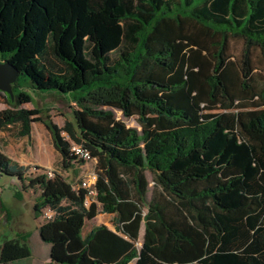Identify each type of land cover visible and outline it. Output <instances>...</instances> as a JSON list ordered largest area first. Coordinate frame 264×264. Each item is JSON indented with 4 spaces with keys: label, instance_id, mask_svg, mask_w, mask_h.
<instances>
[{
    "label": "trees",
    "instance_id": "trees-1",
    "mask_svg": "<svg viewBox=\"0 0 264 264\" xmlns=\"http://www.w3.org/2000/svg\"><path fill=\"white\" fill-rule=\"evenodd\" d=\"M231 40L244 43L241 66L228 57ZM254 49L264 57V0H0V61L20 72L0 130L30 139L43 123L62 171L88 163L74 144L96 163L87 205L81 182L29 174L0 151V176L40 193L48 264H264V83H251ZM26 87L69 95L73 121L61 127L23 109ZM102 214L114 230L85 234ZM31 256L20 240L0 246V264Z\"/></svg>",
    "mask_w": 264,
    "mask_h": 264
},
{
    "label": "rangeland",
    "instance_id": "rangeland-1",
    "mask_svg": "<svg viewBox=\"0 0 264 264\" xmlns=\"http://www.w3.org/2000/svg\"><path fill=\"white\" fill-rule=\"evenodd\" d=\"M244 43L241 40H231L229 43L228 57L239 66L242 62ZM252 59V81L257 90L262 88L264 83V57L259 49L251 52ZM32 102L22 106L23 109L42 111L45 120L48 116L53 123L64 126L66 121H73V111L77 109L74 104H70L69 95H59L54 91L40 92L24 89ZM62 96V97H60ZM257 100V99H256ZM260 102V101H257ZM241 104V103H240ZM247 104H250L249 102ZM10 108L6 103V94L0 92V111ZM119 120L125 122L129 127L141 129L135 119H126L122 113L116 111ZM18 128L13 127L6 131L0 130V151L8 154L12 161L29 168V174L45 173L55 171L72 183L82 182L91 174L96 172V163H78L75 168L69 171H62L59 167V157L54 148L51 135L43 123H35L31 138H20L17 135ZM45 165L49 168L45 169ZM36 168H40L37 170ZM40 193L34 189L24 190L23 183L18 178L0 176V246L6 241L20 240L29 245L33 235L38 237V228L44 220V215L37 217L35 213V203ZM99 225H106L113 228L111 216H100L95 222ZM93 222H87L84 233L86 234L94 226ZM144 235V227L141 229V247ZM34 255L38 258L35 264H43L48 261L49 248L45 246H30Z\"/></svg>",
    "mask_w": 264,
    "mask_h": 264
},
{
    "label": "built area",
    "instance_id": "built-area-1",
    "mask_svg": "<svg viewBox=\"0 0 264 264\" xmlns=\"http://www.w3.org/2000/svg\"><path fill=\"white\" fill-rule=\"evenodd\" d=\"M72 151L75 153V155L80 158L81 160H84L85 162H93L94 159L92 158V155L91 153L84 149L83 147L79 146V145H76L74 144L72 146ZM48 175L49 177H52L53 176V172L52 171H48ZM96 181H97V175H96V172H92L91 174H89V176H87V178L85 180H83L81 182V187L86 189L88 191V196H87V199H86V204L87 205H90L96 195H97V192H96V188H95V185H96ZM48 217H51L49 215V213L46 214Z\"/></svg>",
    "mask_w": 264,
    "mask_h": 264
},
{
    "label": "water",
    "instance_id": "water-1",
    "mask_svg": "<svg viewBox=\"0 0 264 264\" xmlns=\"http://www.w3.org/2000/svg\"><path fill=\"white\" fill-rule=\"evenodd\" d=\"M19 70L13 64L0 61V92L14 98L13 85L19 78Z\"/></svg>",
    "mask_w": 264,
    "mask_h": 264
},
{
    "label": "crops",
    "instance_id": "crops-1",
    "mask_svg": "<svg viewBox=\"0 0 264 264\" xmlns=\"http://www.w3.org/2000/svg\"><path fill=\"white\" fill-rule=\"evenodd\" d=\"M34 125V124H33ZM32 132H33V128H32ZM32 135V134H31ZM6 155V154H5ZM7 156L11 159V157L7 154ZM57 157H59L58 156V154H57ZM12 160V159H11ZM20 166H22V165H20ZM45 167V169H48L49 167L47 166V165H45L44 166ZM101 215H99L98 217H97V219H95V221H93V223H95L97 220H98V218L100 217ZM102 216H110V215H106V214H102ZM42 224V223H41ZM40 224V225H41ZM94 225H97V226H99V224H94ZM113 225V224H112ZM106 226V225H105ZM108 227V226H107ZM108 228H110V227H108ZM111 230H114V226H113V228H110ZM35 245V247H42V246H45V247H48L47 245H45L42 241H41V239L39 238V235H38V237L36 236V235H33V237L32 238H30V241H29V246H31V245ZM49 248V247H48ZM36 258H38V257H36L35 255H34V252L32 251V256L30 257V258H28V259H26V260H23V261H20V262H16V263H13V264H35L34 262H35V260H36ZM50 262V258H49V253H48V261H47V263H43V264H48Z\"/></svg>",
    "mask_w": 264,
    "mask_h": 264
}]
</instances>
